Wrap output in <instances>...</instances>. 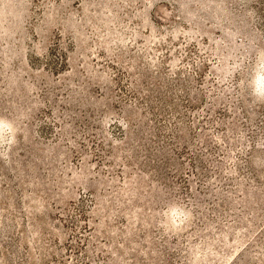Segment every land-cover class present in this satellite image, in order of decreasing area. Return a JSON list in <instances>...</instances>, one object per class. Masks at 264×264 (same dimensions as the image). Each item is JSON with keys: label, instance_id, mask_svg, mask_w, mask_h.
<instances>
[{"label": "rangeland", "instance_id": "374dc122", "mask_svg": "<svg viewBox=\"0 0 264 264\" xmlns=\"http://www.w3.org/2000/svg\"><path fill=\"white\" fill-rule=\"evenodd\" d=\"M0 264H264V0H0Z\"/></svg>", "mask_w": 264, "mask_h": 264}]
</instances>
